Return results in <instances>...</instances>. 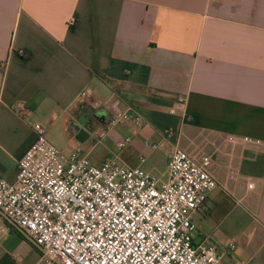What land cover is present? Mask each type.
I'll return each mask as SVG.
<instances>
[{
	"label": "crops",
	"instance_id": "0c3cea01",
	"mask_svg": "<svg viewBox=\"0 0 264 264\" xmlns=\"http://www.w3.org/2000/svg\"><path fill=\"white\" fill-rule=\"evenodd\" d=\"M0 61V180L16 182L38 124L65 153L161 180L176 146L212 154L196 236L223 264H264V146L244 141L264 143V0H0ZM117 111L132 123L111 127ZM39 257L0 215V264Z\"/></svg>",
	"mask_w": 264,
	"mask_h": 264
},
{
	"label": "built area",
	"instance_id": "2783aa9c",
	"mask_svg": "<svg viewBox=\"0 0 264 264\" xmlns=\"http://www.w3.org/2000/svg\"><path fill=\"white\" fill-rule=\"evenodd\" d=\"M184 108L180 97L171 112ZM132 121L127 111H117L109 125ZM35 131V142L18 161L16 182L0 180V215L40 250L35 264H223L226 251L208 236L197 237L193 220L219 184L210 172L212 154L192 156L176 146L161 180L116 158L97 165L79 151L65 153L44 125ZM131 141L121 137L117 146ZM244 141L264 146L259 139Z\"/></svg>",
	"mask_w": 264,
	"mask_h": 264
},
{
	"label": "rangeland",
	"instance_id": "374dc122",
	"mask_svg": "<svg viewBox=\"0 0 264 264\" xmlns=\"http://www.w3.org/2000/svg\"><path fill=\"white\" fill-rule=\"evenodd\" d=\"M105 112V111H104ZM47 137H48V139L50 140V138H49V136H48V134H47ZM51 141V140H50ZM55 146H57L58 148H60V149H62V147H61V145L60 144H58V143H54L53 141H51Z\"/></svg>",
	"mask_w": 264,
	"mask_h": 264
}]
</instances>
